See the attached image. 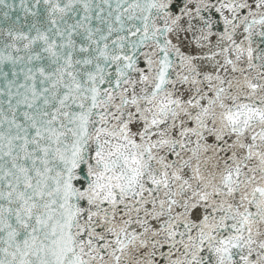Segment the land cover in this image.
<instances>
[{
  "label": "snow or ice",
  "instance_id": "obj_1",
  "mask_svg": "<svg viewBox=\"0 0 264 264\" xmlns=\"http://www.w3.org/2000/svg\"><path fill=\"white\" fill-rule=\"evenodd\" d=\"M0 264H264V0H0Z\"/></svg>",
  "mask_w": 264,
  "mask_h": 264
}]
</instances>
